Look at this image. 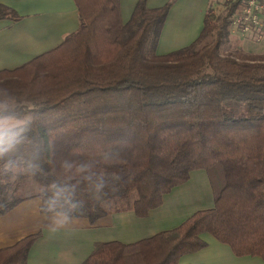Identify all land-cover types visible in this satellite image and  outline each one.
Returning <instances> with one entry per match:
<instances>
[{
  "label": "trees",
  "instance_id": "1",
  "mask_svg": "<svg viewBox=\"0 0 264 264\" xmlns=\"http://www.w3.org/2000/svg\"><path fill=\"white\" fill-rule=\"evenodd\" d=\"M176 0H137L122 22L120 0H74L78 28L57 46L0 70V216L36 196L40 212L93 224L117 212L138 217L204 169L212 208L132 243H94L80 264H178L208 233L235 256L264 260V56L222 55L223 16L209 6L189 45L156 47ZM21 16L0 4V20ZM32 179L37 193L14 196ZM40 233L0 248V264H26Z\"/></svg>",
  "mask_w": 264,
  "mask_h": 264
},
{
  "label": "crops",
  "instance_id": "2",
  "mask_svg": "<svg viewBox=\"0 0 264 264\" xmlns=\"http://www.w3.org/2000/svg\"><path fill=\"white\" fill-rule=\"evenodd\" d=\"M167 0H147L149 8ZM213 0H176L170 8L156 47L157 54L191 44L203 28ZM137 0H120L122 22H127ZM21 19L0 20V70L13 69L62 42L78 28L74 0H0ZM212 187L204 169L189 173L188 180L162 196V203L138 217L133 211L117 212L91 224L83 217L40 212V199L32 196L0 216V248L34 233L40 237L29 250L26 264H80L96 242L132 243L178 226L197 210L212 208ZM207 246L180 257L178 264H264L259 256H235L227 244L203 233Z\"/></svg>",
  "mask_w": 264,
  "mask_h": 264
},
{
  "label": "rangeland",
  "instance_id": "3",
  "mask_svg": "<svg viewBox=\"0 0 264 264\" xmlns=\"http://www.w3.org/2000/svg\"><path fill=\"white\" fill-rule=\"evenodd\" d=\"M234 0H213L211 7L214 8L216 16L220 17L226 13L230 2ZM231 26V25H230ZM229 27V41L221 48L222 55H232L238 59H242L252 55L264 56V36L255 40L252 38H241L231 33ZM17 121L13 119H0V128L8 127L11 124H16ZM40 186L31 178L21 179L17 181V187L14 191V196H26L35 194L39 191Z\"/></svg>",
  "mask_w": 264,
  "mask_h": 264
},
{
  "label": "built area",
  "instance_id": "4",
  "mask_svg": "<svg viewBox=\"0 0 264 264\" xmlns=\"http://www.w3.org/2000/svg\"><path fill=\"white\" fill-rule=\"evenodd\" d=\"M230 25L231 33L238 37L261 39L264 36V0H240Z\"/></svg>",
  "mask_w": 264,
  "mask_h": 264
}]
</instances>
